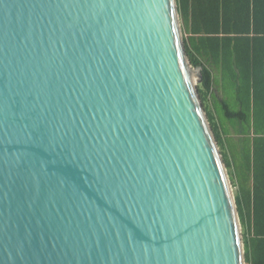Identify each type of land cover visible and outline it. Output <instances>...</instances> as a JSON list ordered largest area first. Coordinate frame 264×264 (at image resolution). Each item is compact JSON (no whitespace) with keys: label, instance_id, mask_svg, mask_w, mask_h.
<instances>
[{"label":"water","instance_id":"water-1","mask_svg":"<svg viewBox=\"0 0 264 264\" xmlns=\"http://www.w3.org/2000/svg\"><path fill=\"white\" fill-rule=\"evenodd\" d=\"M178 0H0V264H246Z\"/></svg>","mask_w":264,"mask_h":264},{"label":"trees","instance_id":"trees-1","mask_svg":"<svg viewBox=\"0 0 264 264\" xmlns=\"http://www.w3.org/2000/svg\"><path fill=\"white\" fill-rule=\"evenodd\" d=\"M178 2L190 35L185 39L188 57L193 68L203 69L199 90L228 171L232 163L224 150H232L214 112L217 92L226 116L244 135L245 169L253 185L240 188L235 199L246 227L245 262L264 264V0ZM233 96L236 105L230 103Z\"/></svg>","mask_w":264,"mask_h":264},{"label":"rangeland","instance_id":"rangeland-1","mask_svg":"<svg viewBox=\"0 0 264 264\" xmlns=\"http://www.w3.org/2000/svg\"><path fill=\"white\" fill-rule=\"evenodd\" d=\"M181 24H182V31H183L184 39H186L190 35H188L186 31L185 24L182 18H181ZM194 70L196 69L194 68ZM216 110L217 112L219 111L218 117L219 119H221L220 122L222 125V129H224V131L226 132L224 135V139H226L227 143L231 145V150L235 154L236 171L233 173L232 170L228 171L227 169L230 181L232 179L231 185H232L233 194L235 197L236 195L240 194V188L244 187L246 189L251 190L252 185H253L251 174L250 175L247 174V171L245 169L244 154L242 152V148L244 145V135L239 131L238 126L233 124L235 122L233 121L229 122V120L226 119L225 114L222 113L223 110H222V106L220 103H218L214 112H216ZM239 219H240V216H239ZM240 225H241V236L243 240L244 239L243 233L246 234V231H245L246 227L244 230L242 227L241 221H240Z\"/></svg>","mask_w":264,"mask_h":264},{"label":"crops","instance_id":"crops-1","mask_svg":"<svg viewBox=\"0 0 264 264\" xmlns=\"http://www.w3.org/2000/svg\"><path fill=\"white\" fill-rule=\"evenodd\" d=\"M180 9V8H179ZM180 15H181V13H180ZM181 18H182V16H181ZM182 20H183V18H182ZM184 21V20H183ZM184 24H185V22H184ZM216 96H217V105H218V103H220L221 104V102H222V100H223V95L220 93H216ZM230 103L232 104V105H236V98L233 96V98H231V101H230ZM222 105V104H221ZM217 110H218V108H217ZM217 110H216V112H215V114H216V118L218 119V120H221V119H219V111L217 112ZM223 111H222V113L223 114H225V117H226V119L227 120H229V122H232L233 120H235V119H233V118H228L227 116H226V113H225V111H224V109H222ZM214 111H215V109H214ZM234 122V121H233ZM233 124H235V123H233ZM236 125V124H235ZM225 138H226V136H225ZM225 141H226V139H225ZM224 152H226V155L229 157V159H230V161H231V163H232V167H231V170L233 171V173L236 171V162H235V158H234V155H233V151L231 152L230 150H228V149H225L224 150ZM234 169V170H233Z\"/></svg>","mask_w":264,"mask_h":264}]
</instances>
